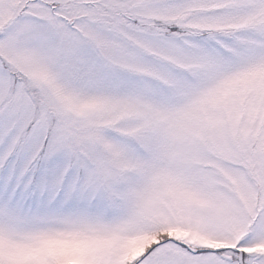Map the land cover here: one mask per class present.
Listing matches in <instances>:
<instances>
[{
  "label": "snow or ice",
  "instance_id": "6c2138e0",
  "mask_svg": "<svg viewBox=\"0 0 264 264\" xmlns=\"http://www.w3.org/2000/svg\"><path fill=\"white\" fill-rule=\"evenodd\" d=\"M0 264H264V0H0Z\"/></svg>",
  "mask_w": 264,
  "mask_h": 264
}]
</instances>
